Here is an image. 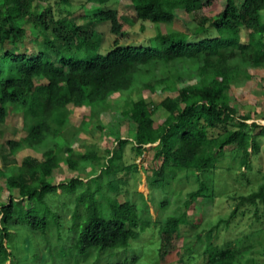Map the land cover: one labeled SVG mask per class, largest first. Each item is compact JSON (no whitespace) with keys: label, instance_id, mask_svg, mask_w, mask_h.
Segmentation results:
<instances>
[{"label":"trees","instance_id":"trees-1","mask_svg":"<svg viewBox=\"0 0 264 264\" xmlns=\"http://www.w3.org/2000/svg\"><path fill=\"white\" fill-rule=\"evenodd\" d=\"M117 1L0 0V124L10 112H21L26 133L19 140H7V148L19 152L44 147L42 160L27 155L6 177L8 190L16 188L18 198L0 199V264H86L89 258L98 261L102 256L104 264H154V256L143 263L146 257L127 258L125 253L132 249L130 240L146 231L152 236L157 232L159 242L157 239L151 252L167 262L169 256L179 255L181 224L194 226V222L177 212L164 215L169 206L166 200L158 205L163 219H152L147 206L148 201L153 203L151 193L163 188L175 172L187 171L195 175L199 188L189 193L185 206L199 199L211 202L217 196L214 180L207 183L205 178L222 169L220 157L225 148L232 146L239 167L248 169L259 152L264 125L248 123V115H237L227 92L250 78L248 68L264 69V0H226L223 10L210 17L204 11L213 8L216 0H128L141 22L170 25L175 9H183L197 21L188 32H158L139 45L118 42V37L127 36L124 29L133 21L110 7ZM87 5L91 10L85 21L78 23L73 16L75 8ZM103 23L109 24L115 39L113 48L100 53L97 26ZM30 36H34V48L21 52ZM178 62L192 64V72L153 83L143 79L149 72L145 67ZM185 75L192 83L176 89L177 81ZM139 81L140 89L151 93L157 88L177 93L160 102L168 112L162 121L152 117L158 105L139 96L126 102L127 109L122 110L123 116L136 124L133 140L117 138L118 149H105L103 156L93 144L74 154L66 144L61 146L67 141L65 129L70 127L69 107H87L93 112L107 103L110 94L130 90ZM127 143L138 157L147 145L156 144L151 147L152 159L159 161V167L147 177L149 197L137 193L139 204L130 197L124 202L117 199L118 194L127 192L126 181L116 176L117 160ZM63 152L70 153L64 159L70 170H79L81 163H86L99 173L57 184L47 181L59 168ZM125 168L137 170L138 166L132 163ZM60 196L74 198L69 238L62 231L66 222L56 204ZM227 198L234 209L211 225L210 234L220 223L235 219L242 205L257 211L258 204L264 202V183L257 191ZM21 242L27 246L22 248ZM13 245L23 252L21 257ZM244 250L230 242L218 247L210 241L201 255L205 264H235L244 258ZM197 255L189 257L194 262Z\"/></svg>","mask_w":264,"mask_h":264},{"label":"rangeland","instance_id":"rangeland-1","mask_svg":"<svg viewBox=\"0 0 264 264\" xmlns=\"http://www.w3.org/2000/svg\"><path fill=\"white\" fill-rule=\"evenodd\" d=\"M225 4L226 0H216L215 6L211 9H206L204 14L209 17L214 16L223 10ZM110 7L112 9H118L120 13L127 14L133 21L124 29L127 36L125 38H117L120 44H144L158 32L163 34L170 30L188 32V28L197 22L193 15H188L183 9H175V17L170 25H155L149 22L138 21L135 18V9L128 0H118L112 3ZM90 10L91 6L89 5L85 8L76 7L73 16L76 17L78 23H83L87 12ZM198 14L199 13H197V15ZM97 31L100 33L98 42L99 51L105 53L113 48L112 43L115 39V35L111 34L109 24L105 23L99 24L97 26ZM33 37L30 36L26 38L28 41H25L21 45V52L29 51L34 48L31 43ZM7 48L8 44L5 46V49ZM190 67H192V64L184 62L145 67L144 69L149 72L146 73L147 75L145 78L143 77V79L153 83L156 80L163 79L176 73L180 75L184 73V71L191 73L192 71L189 70ZM247 71L250 78L240 82L237 86H231L227 92L228 101L230 105L236 109L237 115L249 116L248 123L255 122L263 126L264 69L248 68ZM182 77L185 78L181 81H177L176 89H181L192 83V80L186 75ZM161 85L164 87L163 84ZM140 86L141 83L139 81V83H135L130 90L110 94L107 103L99 105L93 112H90L87 107H69L70 113L68 120L70 127L65 129L64 138L67 141L65 143H60L61 146L66 144V147L72 149L74 154L83 153L85 148L93 144L96 146L95 149L98 150L99 154L103 156L106 155L104 152L105 149H118L117 138L127 139L128 141L133 140L136 124L129 118L124 117L122 110L124 111V109H127L125 107L126 102L130 99L138 98L139 96L151 99L154 106L158 105L154 108L152 117L156 122L162 121L167 116L168 112L165 107L159 106L160 102L168 95L175 96L177 93L170 92L167 88L166 90L157 88L155 93H151L147 89H140ZM258 131L259 129H255V132ZM25 134L21 112H10L6 121L0 124V171L4 173V175L0 174V199L3 201L7 200L9 196L18 198L16 188L8 190L6 184V177L12 174V172H9L12 166L21 165L22 160L27 155H31L37 160L43 159L41 155L44 147L23 149L19 152H12L7 148V140H19ZM155 145L156 144L147 145L146 151L139 157L135 155L130 143L124 145L119 154L120 160H117L120 167L116 176L126 181L124 187L127 192L124 191L118 194V201L124 202L126 198L130 197L131 200L139 204L141 200L137 193H141L145 198L149 197L150 187L147 184V177H150L152 171L159 167V161L152 159L153 149L151 147ZM48 146H50V144ZM258 146L259 152L250 160V169L243 166L239 167L237 159L235 158L236 156L234 152L231 151L233 148L232 146L225 148L223 156L220 157V167L222 169L208 173L205 178L207 183L214 180L213 187H215L217 196L216 199L211 202L199 199L197 201H190V205L186 207L185 202L189 199V193L197 191L199 183L195 175L187 171H177L173 176L171 175V178L165 182L166 184H164L163 188L155 189V191L151 193L153 195V203L151 204L150 201H148L147 206L149 214L154 220H162L163 216L166 215L165 213L168 215L177 212V216L185 214L186 218L191 221L190 223L194 222V226L188 223L181 224L180 226L179 255L169 256L167 262H161L160 258L155 255L154 252H151L156 248L157 239V244L159 242V237L156 235L157 232L153 233V237L151 231H146L136 239L130 240L132 249L125 251L127 258L140 255L143 258L146 257V259L144 258L142 260V262L145 263L146 260H150L154 256L156 257L154 264H186V262L187 264H205L203 255L201 254L204 252L206 244L211 241L218 247H222L227 242H230L232 247L240 249L245 248L242 255L244 258L240 257L235 264H264V202L258 204L257 211H255L256 208L253 206L242 205L235 219L229 220L228 223H220L211 234L207 232L217 219H225L233 211L234 204H232V200L227 197L247 195L253 191H257L264 183V135L258 140ZM63 151H65V147ZM69 154L70 153L67 152L59 154L61 158L59 168H55L52 174L47 176V181L57 184L74 177L86 179L89 174L99 173V169L86 163H81L79 170H70L64 161ZM132 163H135L138 169L126 170L125 167ZM57 193H60V190H58ZM72 199H74L73 196L63 198L60 196L56 202L61 219L66 222L62 231L67 238H69L67 235L69 232L68 229L72 224L70 220L73 205ZM165 200L169 202V206L163 215L159 211L160 207H158V205ZM64 205L68 206L67 209H64ZM256 212L257 214H255ZM12 233H14V230H12ZM21 244L22 246L25 245L23 242H21ZM188 247L192 248V252L188 251ZM13 249L18 257L22 256L23 252L17 250L18 248L14 245ZM125 253L122 254L124 255ZM191 255H197L194 262L189 257ZM94 260L93 258H89L86 264H104L105 262L103 256L98 261H96V259ZM109 260L112 261V258ZM6 264L10 263L7 262Z\"/></svg>","mask_w":264,"mask_h":264},{"label":"clouds","instance_id":"clouds-1","mask_svg":"<svg viewBox=\"0 0 264 264\" xmlns=\"http://www.w3.org/2000/svg\"><path fill=\"white\" fill-rule=\"evenodd\" d=\"M100 52V51H99ZM100 53H102V52H100Z\"/></svg>","mask_w":264,"mask_h":264}]
</instances>
